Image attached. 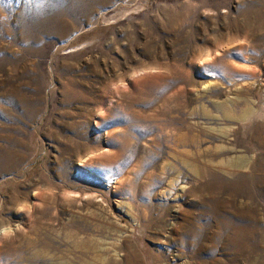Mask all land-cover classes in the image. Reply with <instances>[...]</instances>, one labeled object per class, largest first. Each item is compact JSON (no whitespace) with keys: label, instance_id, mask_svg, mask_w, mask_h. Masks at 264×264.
<instances>
[{"label":"rangeland","instance_id":"1","mask_svg":"<svg viewBox=\"0 0 264 264\" xmlns=\"http://www.w3.org/2000/svg\"><path fill=\"white\" fill-rule=\"evenodd\" d=\"M4 230L0 264H264V0H0Z\"/></svg>","mask_w":264,"mask_h":264},{"label":"bare ground","instance_id":"2","mask_svg":"<svg viewBox=\"0 0 264 264\" xmlns=\"http://www.w3.org/2000/svg\"><path fill=\"white\" fill-rule=\"evenodd\" d=\"M228 108L229 107H227L226 105L225 106H222V109H223V112L225 113V114H223L225 117H227V118H224L222 121H225V120H230V121H232V122H236V123H240L241 121H242V119L241 118H236V115L235 114H232V113H230L229 111H228ZM254 113V110H253V108L252 107H250L248 110H246V113H245V117L247 116V117H249V116H252V114ZM204 115H206V114H204ZM206 117H208L207 118V120L208 121H214L215 119L214 118H212L211 116H209V115H207ZM243 163H245V162H243ZM240 164H242V162H235L234 163V166L235 167H240ZM242 167H244L245 166V164H242L241 165ZM179 179V178H178ZM9 231V230H8ZM5 233H6V231L4 230L3 232H1L0 233V240L1 239H3L4 238V235H5ZM10 233V232H9ZM10 235V234H9ZM6 236V235H5ZM97 237V236H96ZM90 239H88L87 241H89ZM95 240V239H94ZM2 241H4V240H2ZM2 243V242H1ZM89 245V244H88ZM104 245V244H103ZM108 245V244H107ZM110 245V244H109ZM96 247V246H95ZM102 247V246H101ZM113 247V246H112ZM106 248V247H105ZM107 249V248H106ZM113 249H116V248H113ZM104 250V249H103ZM111 250H112V248H111ZM90 251V250H89ZM106 251V250H105ZM109 252V251H108ZM101 254V253H100ZM96 255V254H95ZM93 256V255H92ZM97 256V255H96ZM105 257H106V255H105ZM108 257H109V255H108ZM116 257V256H115ZM96 258V257H95ZM94 258V259H95ZM113 259V258H112ZM108 260H110V259H108ZM108 260L107 261H105V262H108ZM98 261V260H97ZM111 262V261H110ZM105 264V263H104Z\"/></svg>","mask_w":264,"mask_h":264}]
</instances>
